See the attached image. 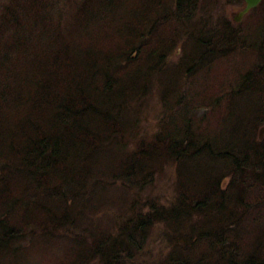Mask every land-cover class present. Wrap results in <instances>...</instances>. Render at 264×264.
Here are the masks:
<instances>
[{
    "label": "trees",
    "instance_id": "trees-1",
    "mask_svg": "<svg viewBox=\"0 0 264 264\" xmlns=\"http://www.w3.org/2000/svg\"><path fill=\"white\" fill-rule=\"evenodd\" d=\"M59 1L0 0V264H264V0Z\"/></svg>",
    "mask_w": 264,
    "mask_h": 264
},
{
    "label": "rangeland",
    "instance_id": "rangeland-1",
    "mask_svg": "<svg viewBox=\"0 0 264 264\" xmlns=\"http://www.w3.org/2000/svg\"><path fill=\"white\" fill-rule=\"evenodd\" d=\"M61 2L59 1V3L61 4L60 7L64 8V9L66 8V10L68 12H74V10L72 9V6H74V7L76 6V10L78 12L83 11L80 8L83 4H79V2L77 0H71V3L67 2L65 4H63ZM202 4H203V1L201 0L199 7H201ZM92 5L93 4H87V6L85 7L84 12L85 13H90L91 11H94V7ZM241 8H242V5H236V6L232 7V8H228L226 10V12H225V16L230 21H232L231 19L234 16H236V14L238 13V11L241 10ZM54 10H58L57 7H55ZM243 21H244V19H243ZM236 25H238V24H236ZM240 25H243V24H240ZM149 103H151V100H150ZM152 112H153V110L151 109L149 116L152 115L153 119H154V115L152 114ZM151 127H152V125H151ZM172 180H173V177L171 175H168V173H165V174L162 173V174L156 176L155 178H153L152 183H151V185L153 186V189L148 188L146 192L141 193L142 194L141 199H142L143 203H147V202L151 201L154 205L158 206L159 208L166 207L165 205H166V203L171 201V196H172V193H173ZM117 184H119V185L117 187V191H115V194L119 195L120 191H122V189L119 188V186L122 187L123 183L121 181V183H117ZM132 192H137V191H132ZM154 197H156V199H154ZM148 198H151V200H149ZM163 246L164 245L162 243H159L158 240H156L150 246V251L147 254L151 255V257H150L151 260H154V258L152 257V254L154 255V257L156 259V256H157L156 254L160 250L164 251ZM165 253L166 252H164L163 254H165ZM146 259L150 260L149 258H146Z\"/></svg>",
    "mask_w": 264,
    "mask_h": 264
},
{
    "label": "bare ground",
    "instance_id": "bare-ground-1",
    "mask_svg": "<svg viewBox=\"0 0 264 264\" xmlns=\"http://www.w3.org/2000/svg\"><path fill=\"white\" fill-rule=\"evenodd\" d=\"M112 1H113V0H112ZM130 1H131V0H130ZM141 1H142V0H141ZM124 2H126V1H124ZM124 2H123V3H124ZM136 2H138V1H136ZM143 2H146V1H143ZM143 2H142V4H143ZM128 3H129V2H128ZM128 3H127V4H128ZM131 3H132V2H131ZM138 3H139V2H138ZM150 3H151V2H150ZM121 4H122V3H121ZM127 4H126V5H127ZM136 4H137V3H136ZM140 4H141V3H140ZM140 4H139V5H140ZM122 5H123V4H122ZM126 5H125V6H126ZM132 5H134V4H132ZM139 5H138V6H139ZM144 5H145V3H144ZM147 5H148V3H147ZM128 6H129V5H128ZM128 6H126V7H128ZM138 6H135V8L138 7ZM140 6H141V5H140ZM145 6H146V5H145ZM115 7H116V6H115ZM117 7H118V6H117ZM151 7H152V6H151ZM121 8H123V7H121ZM128 8H130V7H128ZM142 8H143V7H142ZM142 8H139V9H142ZM146 8H147V6H146ZM157 8H158V7H157ZM124 9H126V8H124ZM133 9H134V8H133ZM133 9H130V10H133ZM143 9H144V8H143ZM120 10H121V9H120ZM120 10H119V11H120ZM130 10H129V11H130ZM136 10H137V9H136ZM144 10H145V9H144ZM119 11H117V12H119ZM123 11H124V10H123ZM129 11H128V13H129ZM138 11H139V10H138ZM124 12H127V11H124ZM151 12H152V11H151ZM157 12H159V11H157ZM133 13L136 14L135 12H133ZM133 13H130V14H133ZM145 13H146V12H145ZM145 13H143V14H145ZM147 13H148V11H147ZM121 14H123V12H122ZM138 14H139V13L137 12L136 16H137ZM140 14H141V13H140ZM140 14H139V15H140ZM152 14H153V13H152ZM154 14H155V13H154ZM146 15H147V14H146ZM148 15H149V14H148ZM132 16H133V15H132ZM134 16H135V15H134ZM142 16H143V15H142ZM138 17H139V16H138ZM89 19H90V18H89ZM136 26H137V24H136ZM140 27L142 28L141 25H140ZM140 27H139V28H140ZM135 32H136V31H135ZM146 32H148V30H147ZM139 33H141V32H139ZM156 33H157V32H156ZM161 34H162V32H161ZM155 35H156V34H155ZM159 37H161V36H159ZM156 39H157V38H156ZM161 40H163V39H161ZM157 41H158V39H157ZM159 41H160V40H159ZM163 41H164V40H163ZM165 41H166V40H165ZM160 42H161V41H160ZM166 45H168V44H166ZM177 47H178V46H177ZM184 50H185V49H184ZM180 52H181V51H180ZM182 52H183V51H182ZM181 55H182V54H181ZM183 56H184V55H183ZM199 59H200V58H199ZM164 60H165V59H164ZM193 70H195V69H193ZM188 71H189V70H188ZM189 72H190V71H189ZM192 73H193V72H192ZM189 79H190V78H189ZM189 83H191V82H189ZM214 88H215V87H214ZM214 88H211V89H214ZM218 89H219V88H218ZM214 91H215V90H214ZM148 96H149V94H148ZM153 96H154V95H153ZM151 98H153V97H151ZM154 99H155V98H154ZM154 99H153V100L150 99L151 102L154 101ZM150 100H149V101H150ZM148 103H149V102H148ZM153 103H154V102H153ZM153 103H152V105H153ZM149 104H150V103H149ZM169 106H171V105H169ZM173 108H174V107H173ZM176 108H177V106H176ZM147 109H150V108H147ZM215 109H216V108H214V110H215ZM218 109H219V108H217L216 111H218ZM150 110H151V109H150ZM150 110H149V111H150ZM152 110H153V109H152ZM162 111H163V110H162ZM176 112H178V111H176ZM174 113H175V110H174ZM217 113H218V112H217ZM217 113H216V114H217ZM178 114H179V112H178ZM165 115H166V114H165ZM208 115H210V114L208 113ZM212 115H214L213 112H212ZM212 115H210V116H212ZM162 116H164L163 113H162ZM175 116H176V115H175ZM210 116H208V117H210ZM217 117H218V116H217ZM159 118H160V117H159ZM163 118H164V117H163ZM211 118H212V117H211ZM215 118H216V117H215ZM157 119H158V118H157ZM212 119H213V118H212ZM155 120H156V119H155ZM167 120H168V119H167ZM215 120H216V119H214L213 122H214ZM210 121H211V120H209V122H210ZM115 132H117V131H115ZM101 216H102V215H101ZM97 217H98V216H97ZM93 219H94V218H93ZM95 220H96V219H95ZM105 227H106V226H105ZM57 257H60V256H57Z\"/></svg>",
    "mask_w": 264,
    "mask_h": 264
},
{
    "label": "water",
    "instance_id": "water-1",
    "mask_svg": "<svg viewBox=\"0 0 264 264\" xmlns=\"http://www.w3.org/2000/svg\"><path fill=\"white\" fill-rule=\"evenodd\" d=\"M244 1H245V8L238 13L237 17H234V21L236 22H238L241 19V17L244 14H246L250 9L255 8L260 2V0H244Z\"/></svg>",
    "mask_w": 264,
    "mask_h": 264
}]
</instances>
